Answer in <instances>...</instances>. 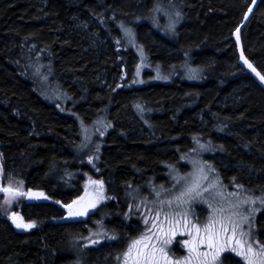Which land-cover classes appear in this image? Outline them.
I'll return each mask as SVG.
<instances>
[{"label": "trees", "instance_id": "obj_1", "mask_svg": "<svg viewBox=\"0 0 264 264\" xmlns=\"http://www.w3.org/2000/svg\"><path fill=\"white\" fill-rule=\"evenodd\" d=\"M166 1L0 0L1 161L5 174L44 194L22 207L24 219L35 222L31 230L18 231L0 215V264H75L73 240L99 220L118 242L134 237L138 220L125 215L129 203L148 183L169 185V167H185L182 158L196 136L211 138L210 159L226 186L264 194V89L240 66L234 40L252 0H173L182 5L173 37L148 23L155 6ZM122 25L135 28L154 63L190 59L202 79L115 88L121 70L130 79L138 60L121 42ZM92 33L98 42L90 41ZM242 42L264 76V0L242 30ZM35 60L53 67L86 120L108 112L112 127L100 174L83 163L74 112H59L38 95L28 72ZM112 75V84H103ZM83 171L104 179L108 202L85 219L72 218L58 204L80 195ZM256 224L264 243V210ZM117 251L118 243L90 247L86 262L107 264L102 259ZM224 259L237 263L235 257Z\"/></svg>", "mask_w": 264, "mask_h": 264}, {"label": "rangeland", "instance_id": "obj_2", "mask_svg": "<svg viewBox=\"0 0 264 264\" xmlns=\"http://www.w3.org/2000/svg\"><path fill=\"white\" fill-rule=\"evenodd\" d=\"M179 3L168 0L155 6L151 11L152 18H149L148 23L156 32L167 37L176 35L177 28L182 21V5ZM136 21L140 23L141 19H136ZM80 26L84 29L88 28L82 24ZM121 29L123 35L121 42L124 46L132 47L136 51L138 60L136 66L133 67L130 79L125 71L121 70L122 74L115 81V88L141 86L155 81L169 82L177 77L190 81L202 79L201 69L195 66L190 59L167 65L154 63L145 52L143 45L139 43L135 28L122 25ZM92 37L93 39L90 40L92 43L99 41L95 33H92ZM28 72L35 80L36 91L43 100L64 114L74 112L80 135L78 149L85 155L83 163L89 164L97 174H100L98 166L104 138L112 127L108 112L106 114V111H103L90 120L78 114L74 109L78 103L61 87L49 63L32 61ZM114 78L115 76L112 75L108 82L104 78L103 84L110 86ZM145 111L146 108L139 110L140 113H146ZM147 112L152 111L149 108ZM213 153L211 138L204 139L196 136L193 147L182 158L181 163H184L185 167H169L170 184L162 186L148 183L145 188L139 189L138 196L135 197L136 201L129 203L125 215L138 220V230L135 236L123 242L119 241V243L116 236L105 228L104 220H99L92 224L90 229H86L84 236L73 240L71 252L76 257L75 264H89L86 262V249L96 248L104 243H118L119 247V251L112 253V258L109 259L106 255L102 259L107 264H134L136 260H139L140 264H145V257L153 256V264H177V262L184 264L185 259L194 254L183 242L192 241L194 238H204L208 234L204 230L206 225H211L210 231L213 233H223L225 226L228 231L218 237L220 243L217 249H208L206 244L199 246V252L209 253L207 257L200 258L205 264H228L224 258L229 259L230 257L237 258L236 264H247V261L237 252H246L249 244L253 249V252L249 254L253 264H264V251H261L264 243L258 237L256 224L257 215L264 210V194H251L238 185L232 188L226 186L210 159ZM82 175L80 195L73 201L76 210L72 212L83 213L81 218L85 219L88 214L94 213L108 202V198L106 184L101 176H94L85 171ZM0 188L13 190L11 192L0 191V215H5L11 220V216L15 213L13 217L17 218L19 223L35 225L34 221H26L21 215V208L28 201L26 196L16 193H27L28 190L24 183L5 174L3 169ZM31 199L34 200V197L29 200ZM10 222L18 231H28L35 227L18 228L17 222ZM232 224L241 226L237 228L235 236L231 232ZM249 224L251 230H249ZM197 228L200 229L199 233L196 232ZM241 232L246 234L241 235ZM166 240H171V243L165 245ZM134 241H140V243L132 248L130 257H125L124 254L128 252ZM225 241L229 248H236L237 252L220 251L218 259L214 261L213 254ZM236 241H241L243 247ZM160 249H163V252ZM138 253L141 255L138 256ZM191 264H198V261L192 259Z\"/></svg>", "mask_w": 264, "mask_h": 264}, {"label": "snow or ice", "instance_id": "obj_3", "mask_svg": "<svg viewBox=\"0 0 264 264\" xmlns=\"http://www.w3.org/2000/svg\"><path fill=\"white\" fill-rule=\"evenodd\" d=\"M249 67L251 68V65L249 64ZM261 79H264V76L261 77ZM0 191H4V192H11L13 191L10 188H4V189H0ZM17 195H21V196H32L35 198H40L42 197L44 194L43 193H25V192H17ZM75 203V202H74ZM70 207V206H69ZM71 215H82L83 213H70ZM16 214L13 213V216H15ZM246 220V218H245ZM18 228H31L34 227V224H24V223H18L16 225ZM241 227L238 224H232L231 226V232L233 233V236H235L236 232H237V228ZM249 230H251V225H248ZM211 225H206L205 226V232L208 233L204 238L202 239H196L194 238L192 241H184L183 243L185 245H187L190 249V251L194 254L192 257H188L185 259L184 264H191L192 259H195L198 261V264H205V262L203 260H201V257H207L209 255V253L207 251L205 252H199L198 248L200 245L206 244L208 249H217V245L220 243V240L218 239V237L222 236L223 233H226L228 231V228L225 226L223 227V233H213L210 231ZM200 229L197 228L196 232L199 233ZM246 233L241 232V235H245ZM173 235H175V233H173ZM231 239V238H228ZM93 243H95V241H93ZM138 243H140V241H134L133 244L130 246L129 250L127 253H125V257H130L131 256V252H132V248H134ZM165 245L171 243V240H166L164 241ZM237 244L241 245V247H243V244L241 241H236ZM224 250H228V251H232V252H237L236 248H229L227 246V243L225 241V243L220 244L219 249L215 252V254H213L212 259L215 261L218 259L219 256V252L220 251H224ZM161 252H163V249H160ZM261 251H264V246H261ZM253 252L252 249V245L249 244L247 246V251H238L237 254L240 255L242 258H244L247 261V264H253L252 258L249 255L250 253ZM141 255L140 253H138V256ZM154 261V256L149 258V257H145V264H153ZM134 264H140L139 260H136L134 262ZM177 264H180V262H177Z\"/></svg>", "mask_w": 264, "mask_h": 264}, {"label": "water", "instance_id": "obj_4", "mask_svg": "<svg viewBox=\"0 0 264 264\" xmlns=\"http://www.w3.org/2000/svg\"><path fill=\"white\" fill-rule=\"evenodd\" d=\"M260 0H252L250 6L248 7L247 11L245 12L242 21L240 25L237 27V29L234 31V40L237 48V54L239 57V64L242 68L247 70L251 76L256 80V82L264 89V79H261L263 74L255 67V65L247 58L244 52L243 42H242V30L246 27L248 22L250 21L253 13L255 12L256 8L259 5ZM249 64L251 65V68L249 67ZM1 156H0V180H1ZM2 189V188H0ZM31 190L28 191L30 193ZM29 199V196H27ZM59 206H62L63 204L59 202ZM19 223V220L17 221V224Z\"/></svg>", "mask_w": 264, "mask_h": 264}, {"label": "flooded vegetation", "instance_id": "obj_5", "mask_svg": "<svg viewBox=\"0 0 264 264\" xmlns=\"http://www.w3.org/2000/svg\"><path fill=\"white\" fill-rule=\"evenodd\" d=\"M27 189V188H26ZM28 191L29 190H31V192L30 193H34L35 191L34 190H32V189H27ZM28 191H27V193H28ZM26 198H27V196H26ZM30 198H32L30 195H29V199ZM29 199L27 198V201H29ZM34 199H35V197H34ZM27 203V202H26ZM25 203V204H26ZM70 206V207H69ZM23 207V206H22ZM61 208H63L65 211H67L68 212V214L72 217V218H74V217H77L76 215H71L70 213H74V212H72V211H75L76 209H74V202L72 201V202H70L69 204H67V205H62V206H60ZM6 208V207H5ZM21 215H22V208H21ZM23 216V215H22ZM79 216V215H78ZM24 218V217H23ZM9 221H14V222H17L18 220H17V218H15V217H13V216H11V220L10 219H8ZM11 223V222H10Z\"/></svg>", "mask_w": 264, "mask_h": 264}, {"label": "bare ground", "instance_id": "obj_6", "mask_svg": "<svg viewBox=\"0 0 264 264\" xmlns=\"http://www.w3.org/2000/svg\"><path fill=\"white\" fill-rule=\"evenodd\" d=\"M118 41V40H117ZM137 104V103H136ZM151 109V108H150ZM167 170V169H166ZM148 183V182H147ZM134 187H136V186H134ZM133 188V187H132ZM157 189V188H156ZM151 191V190H150ZM154 192V191H153Z\"/></svg>", "mask_w": 264, "mask_h": 264}]
</instances>
